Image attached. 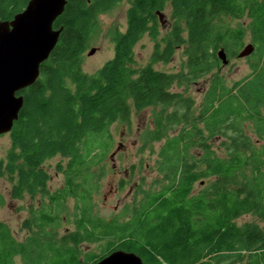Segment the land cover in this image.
I'll list each match as a JSON object with an SVG mask.
<instances>
[{"label": "trees", "instance_id": "16d2710c", "mask_svg": "<svg viewBox=\"0 0 264 264\" xmlns=\"http://www.w3.org/2000/svg\"><path fill=\"white\" fill-rule=\"evenodd\" d=\"M27 1L0 0V20L11 19ZM118 1L66 0L52 23L60 29L55 46L37 79L18 92L23 105L8 132L11 148L0 176L14 180L12 197L46 193L41 164L60 154L69 158L67 184L30 208L23 224L31 233L23 241L0 222V264H93L114 249L134 252L144 264H264V0H130L124 31L109 33L112 58L87 74L82 53L94 17ZM166 1L174 18L169 35L161 47L155 42L148 63L137 66L132 47L144 34L156 40L157 11ZM228 18L247 21L231 26ZM246 32L253 45L250 72L227 86L214 72L217 49L237 56ZM178 47L186 71L152 66L169 62ZM200 79L208 84L193 115L194 101L184 93ZM130 107L155 109L156 138L165 129L158 162L164 183L126 204L122 219L108 221L92 210L88 199L98 181L85 170L105 158L109 127L128 120ZM215 134L218 147L211 141ZM68 196L74 204L66 209ZM245 214L256 221L237 224ZM63 218L74 229L57 236ZM113 235L117 240L103 254L81 257L82 241Z\"/></svg>", "mask_w": 264, "mask_h": 264}, {"label": "rangeland", "instance_id": "374dc122", "mask_svg": "<svg viewBox=\"0 0 264 264\" xmlns=\"http://www.w3.org/2000/svg\"><path fill=\"white\" fill-rule=\"evenodd\" d=\"M130 4V0H120L113 4L108 10L99 12L94 17L93 26L88 36L87 48L82 53L81 70L87 74L96 72L107 60L113 56V42L110 37L112 31H124L126 26L125 11ZM161 21L158 18L159 34L156 40L144 34L132 47L135 58V65L142 66L150 61L151 53L154 49L155 42H159L162 46L161 39L168 37L169 31L174 23L171 14L169 1H166L163 9ZM231 26L242 24L245 26L247 19H227ZM250 43L249 35L246 32L243 37L242 47ZM94 47L92 54H88V50ZM241 47V48H242ZM220 49V48H219ZM217 49V50H219ZM241 50V49H240ZM239 50V51H240ZM227 63L222 64L219 59V66L214 72L222 77L227 86L247 75L250 72V59L246 57H228ZM152 66L156 69L166 72H184V55L182 47L174 49V52L167 63L153 62ZM200 79L190 82L187 85V92L184 93L193 98V106L191 113L198 114L199 105L202 100L207 80ZM183 89L181 87H176ZM170 110V108H168ZM155 112L153 107H147L141 111H136L130 107V113L127 122L116 120L109 127L112 137L111 146L105 158L97 163V165L86 169V173H94L98 181L97 187L88 201L93 204L92 210L98 216L105 220L122 219L121 211L126 204H132L136 198L140 197L145 191H154L157 187L164 183L162 174L155 168V160L157 159V151L162 143L161 138L152 139L153 127L152 113ZM196 114V115H197ZM201 123L198 121V125ZM199 125V126H200ZM178 127V126H177ZM167 131L169 134L177 132L178 128ZM156 138V137H155ZM122 142L123 147L116 149L117 142ZM215 144V140H212ZM11 148L8 133L0 135V163L6 162L7 152ZM68 157L55 154L43 161L41 167L48 174L45 185L46 193L37 190L32 196L22 192L17 197H12V187L14 180L3 172L0 176V193L4 197V203L0 207V222L4 223L10 233L18 241H23L26 235L30 234L29 227L24 226L23 222L29 218L30 208L35 207L42 201H47L48 194H53L57 190H61L66 184V170L68 169ZM112 165L114 168H112ZM84 170V169H83ZM125 170L128 173H125ZM124 176L127 181L124 188L114 191L117 179ZM201 184V183H200ZM196 185L195 188H197ZM133 192L129 195L130 190ZM66 209L73 207L74 198L68 196L65 199ZM93 211V212H94ZM65 212L63 211V214ZM246 221H256L253 215L245 214L238 217L235 222L241 224ZM136 219L133 220V223ZM73 224L69 220L63 218L61 226L57 230V236L72 231ZM139 230V229H138ZM117 235L107 237L100 242L88 243L82 241L80 244V255L84 252H94L99 255L108 250V242L117 240ZM141 242V241H140Z\"/></svg>", "mask_w": 264, "mask_h": 264}, {"label": "water", "instance_id": "95a60500", "mask_svg": "<svg viewBox=\"0 0 264 264\" xmlns=\"http://www.w3.org/2000/svg\"><path fill=\"white\" fill-rule=\"evenodd\" d=\"M66 0H28L11 19L0 20V135L8 133L23 105L18 92L32 84L39 75L40 64L55 46L60 29H53L54 19L63 11ZM161 21L162 13L157 11ZM95 48L91 47L88 54ZM253 50L247 43L237 57L248 56ZM222 64L226 53L217 50ZM93 264H144L134 252L114 249Z\"/></svg>", "mask_w": 264, "mask_h": 264}, {"label": "flooded vegetation", "instance_id": "af4514ba", "mask_svg": "<svg viewBox=\"0 0 264 264\" xmlns=\"http://www.w3.org/2000/svg\"><path fill=\"white\" fill-rule=\"evenodd\" d=\"M247 57V56H246ZM204 81V80H203ZM195 82V81H194ZM207 84H208V82H207ZM207 86V85H206ZM192 98V97H191ZM193 99V98H192ZM153 116H154V114L152 113V123L154 124L153 125V127L151 128V131H153L152 133H153V137L154 138H152V139H155V135H154V133L156 132V129H157V124L155 123V121H154V118H153ZM121 122H127V120L126 121H121ZM163 126L165 127V120L163 119ZM159 138H161V140H162V143H161V145H160V147H159V149H158V151H157V159L155 160V168H157V170H158V162H159V151H160V149L163 147L164 148V145H165V129H164V131H163V133H162V136H160ZM156 139H158V138H156ZM212 140H215V144H214V147H218V136L215 134L214 136H213V138L211 139V141ZM116 149L118 150V148H120V147H123V144H122V142H117V145H116ZM112 168H114V166L112 165ZM125 173L127 174L128 173V171H126L125 170ZM126 180H125V178H124V176H122V177H119L118 179H117V183H116V186L114 187V191L115 192H117L120 188H124L125 187V184H126ZM130 190V193H129V195L133 192V188L132 189H129ZM143 198H144V193H141L140 194V197L139 198H136L134 201H133V203L132 204H137L138 203V201L139 200H143Z\"/></svg>", "mask_w": 264, "mask_h": 264}]
</instances>
